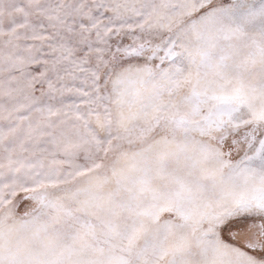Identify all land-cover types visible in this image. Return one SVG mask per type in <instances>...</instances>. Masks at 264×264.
Segmentation results:
<instances>
[{
  "label": "snow or ice",
  "instance_id": "1",
  "mask_svg": "<svg viewBox=\"0 0 264 264\" xmlns=\"http://www.w3.org/2000/svg\"><path fill=\"white\" fill-rule=\"evenodd\" d=\"M0 264H264V0H0Z\"/></svg>",
  "mask_w": 264,
  "mask_h": 264
}]
</instances>
